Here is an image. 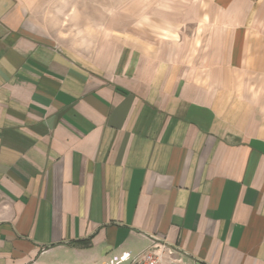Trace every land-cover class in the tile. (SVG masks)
I'll return each instance as SVG.
<instances>
[{
	"label": "crops",
	"instance_id": "1",
	"mask_svg": "<svg viewBox=\"0 0 264 264\" xmlns=\"http://www.w3.org/2000/svg\"><path fill=\"white\" fill-rule=\"evenodd\" d=\"M52 2L0 0V264H264V0L75 42Z\"/></svg>",
	"mask_w": 264,
	"mask_h": 264
},
{
	"label": "rangeland",
	"instance_id": "2",
	"mask_svg": "<svg viewBox=\"0 0 264 264\" xmlns=\"http://www.w3.org/2000/svg\"><path fill=\"white\" fill-rule=\"evenodd\" d=\"M57 6L58 0H52ZM62 11L50 12L51 23L60 28L53 30L65 33L67 40L82 38V41L99 37L102 32L129 31L145 32L153 35L156 22L167 20L171 15V7L185 10V4L191 0H59ZM65 8V10H63ZM40 14V13H39ZM55 32V33H56ZM60 35V34H59Z\"/></svg>",
	"mask_w": 264,
	"mask_h": 264
},
{
	"label": "built area",
	"instance_id": "3",
	"mask_svg": "<svg viewBox=\"0 0 264 264\" xmlns=\"http://www.w3.org/2000/svg\"><path fill=\"white\" fill-rule=\"evenodd\" d=\"M185 252L165 239L155 238L151 245L136 255L131 264H185Z\"/></svg>",
	"mask_w": 264,
	"mask_h": 264
}]
</instances>
